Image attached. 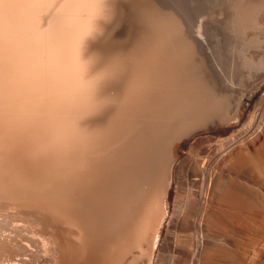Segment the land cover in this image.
I'll use <instances>...</instances> for the list:
<instances>
[{
  "label": "bare ground",
  "instance_id": "bare-ground-1",
  "mask_svg": "<svg viewBox=\"0 0 264 264\" xmlns=\"http://www.w3.org/2000/svg\"><path fill=\"white\" fill-rule=\"evenodd\" d=\"M261 108L264 0H0V264H264Z\"/></svg>",
  "mask_w": 264,
  "mask_h": 264
},
{
  "label": "rangeland",
  "instance_id": "rangeland-1",
  "mask_svg": "<svg viewBox=\"0 0 264 264\" xmlns=\"http://www.w3.org/2000/svg\"><path fill=\"white\" fill-rule=\"evenodd\" d=\"M262 109H263V108H261V110L258 112V114H257L258 116H257V117H262V115H264V114H263V113H264V110H262ZM260 115H261V116H260ZM214 126H215V128H218L217 122H214ZM199 158L201 159V158H203V156H200V155H199V157H195V159H199ZM200 159H199L198 161H200ZM202 161H203V159H202ZM200 163H201V162H199V164H198L199 166H200ZM196 178H197V179H196ZM194 179L196 180L195 182H196L197 186H198V185L200 186V184H202V177H201V178H198V176H195V177L192 178V180H194ZM199 179H200V183H199ZM197 180H198V181H197ZM197 182H198L199 184H198ZM259 226H260V225H259Z\"/></svg>",
  "mask_w": 264,
  "mask_h": 264
}]
</instances>
